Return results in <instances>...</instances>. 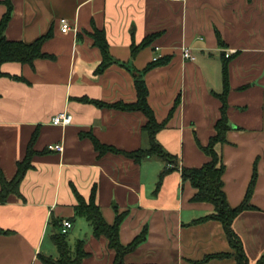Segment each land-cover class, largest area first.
Returning a JSON list of instances; mask_svg holds the SVG:
<instances>
[{
  "label": "crops",
  "instance_id": "0c3cea01",
  "mask_svg": "<svg viewBox=\"0 0 264 264\" xmlns=\"http://www.w3.org/2000/svg\"><path fill=\"white\" fill-rule=\"evenodd\" d=\"M10 4L7 39L30 43L48 31L51 35L41 46L48 57L1 65L3 177H14L29 144L33 153L18 193L0 202V264H43L39 254L58 257L51 239L54 219L71 221L69 247L84 239L87 255L80 264H113L115 251L107 238L95 237L87 219L75 214L77 197L88 201L93 189L107 223L124 214L121 244L145 230V238L123 256L124 264H236L222 223L207 218L213 204L193 201L196 189L181 175L182 167L208 160L203 147L220 116L223 66L230 128L216 145L224 165L222 189L235 207L256 173L251 207L232 222L248 264H256L264 253V0ZM6 11L0 0V18ZM61 18L70 24L67 32L60 29ZM96 30L103 32L113 59L102 72L96 71L102 61ZM183 46L191 48L195 59L182 57ZM154 57L162 62L147 68ZM138 73L155 119L163 123L155 139L178 163L160 182L165 168L160 158L137 162L123 153L149 147L145 115L94 103L134 102L133 76ZM61 111L72 115L71 122L52 124L51 117ZM95 141L116 151H101ZM54 143L63 150L47 148Z\"/></svg>",
  "mask_w": 264,
  "mask_h": 264
},
{
  "label": "trees",
  "instance_id": "16d2710c",
  "mask_svg": "<svg viewBox=\"0 0 264 264\" xmlns=\"http://www.w3.org/2000/svg\"><path fill=\"white\" fill-rule=\"evenodd\" d=\"M7 5V11L0 18V76L4 75L1 71V65L4 62H20L32 64L34 59L39 57H48L49 55L41 50L44 40L50 37L51 32L40 36L36 40L30 43H25L21 40H10L5 37L4 30L11 14L10 0H5ZM95 44L100 48L102 54V61L97 68V72H102L113 59L111 58L107 42L104 34L101 31L96 30L93 33ZM147 40H145L146 42ZM161 59L154 60L148 67L161 63ZM146 70V69H145ZM226 67L223 66V80L224 90L217 96L221 100L220 116L214 124V134L209 138L208 144L203 147L204 152L208 156V160L199 167H182L181 175L184 180H189L191 185L196 189L195 194L192 197L193 201H207L213 204L214 210L207 218H213L219 220L225 231L227 239L235 249L232 254L236 264H248L247 256L243 250L242 243L232 228V222L234 218L243 210L251 207L249 204V198L253 192L256 173L251 177L245 197L243 201L235 206L231 207L226 199L225 193L222 189V174L224 171V165L221 163L220 155L216 150V145L225 141V134L230 128V124L226 115ZM134 87L136 91V100L134 102H115L105 103L101 101H94L99 106L114 107L127 111H140L145 117L144 128L147 131L150 139L149 147L146 149H137L134 151L123 153L135 161L139 162L142 159L149 156H157L165 163V168L159 173V182L162 177L169 172L172 168L177 167V159L175 156L166 152L163 147L155 139L156 132L163 126V123H158L155 119L153 110L148 104L147 96L148 89L142 78L141 73L134 74ZM33 138L30 140L32 143ZM95 146L101 151L111 150L116 151L114 148L100 145L95 141ZM32 150L29 148L26 151V155L23 160L17 162V169L14 177L7 181L0 171V202L6 200L9 193H18V184L23 177L27 169L32 165L30 158L32 156ZM170 165V167H168ZM78 203L75 205V214L83 216L87 219L92 227V233L95 237L104 236L108 240V246L115 251V257L113 264H124L123 256L130 250L134 249L144 238L145 230L138 234L127 245H123L119 241V225L123 219L124 214H117L112 224L107 223L99 210V207L94 201V189L91 191V195L88 201L84 200L81 196L77 197ZM51 224L54 227V231L51 234V239L56 246L58 257L39 254V258L43 264H80L81 260L87 255L84 250V239H78L75 243L74 249L69 247L67 241V233L61 232L60 220H51ZM2 230L0 229V232ZM227 255V254H223ZM256 264H264V253L258 259Z\"/></svg>",
  "mask_w": 264,
  "mask_h": 264
},
{
  "label": "built area",
  "instance_id": "2783aa9c",
  "mask_svg": "<svg viewBox=\"0 0 264 264\" xmlns=\"http://www.w3.org/2000/svg\"><path fill=\"white\" fill-rule=\"evenodd\" d=\"M59 23L62 32H67L70 29V24L68 23L67 19L61 18L59 20ZM229 54L230 52L227 51L225 52L224 55L228 57ZM181 55L184 59H190V60L195 59V56L193 55L190 47L183 46L181 48ZM153 59L156 60L157 57H154ZM71 120H72V115L67 111H61L51 117V123L54 125H67L71 122ZM47 148L49 150L61 152L63 150V145L61 143H54V144H49ZM60 225H61L62 233H67V231L72 227V223L68 219L61 220Z\"/></svg>",
  "mask_w": 264,
  "mask_h": 264
},
{
  "label": "rangeland",
  "instance_id": "374dc122",
  "mask_svg": "<svg viewBox=\"0 0 264 264\" xmlns=\"http://www.w3.org/2000/svg\"><path fill=\"white\" fill-rule=\"evenodd\" d=\"M45 244H48V245H49V240H48V241L46 240ZM71 249H74V248H73V247H71Z\"/></svg>",
  "mask_w": 264,
  "mask_h": 264
}]
</instances>
